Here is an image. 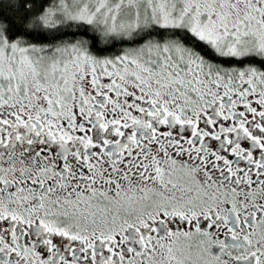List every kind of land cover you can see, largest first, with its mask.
<instances>
[{
  "label": "snow or ice",
  "instance_id": "obj_1",
  "mask_svg": "<svg viewBox=\"0 0 264 264\" xmlns=\"http://www.w3.org/2000/svg\"><path fill=\"white\" fill-rule=\"evenodd\" d=\"M0 264H264V0H0Z\"/></svg>",
  "mask_w": 264,
  "mask_h": 264
}]
</instances>
